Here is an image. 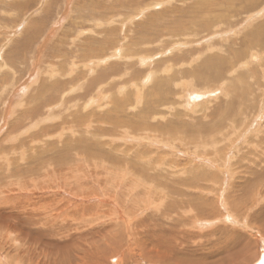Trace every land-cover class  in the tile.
<instances>
[{
    "label": "bare ground",
    "instance_id": "6f19581e",
    "mask_svg": "<svg viewBox=\"0 0 264 264\" xmlns=\"http://www.w3.org/2000/svg\"><path fill=\"white\" fill-rule=\"evenodd\" d=\"M138 1L139 0H134L132 2L131 0L123 1V4H126L127 8L129 6L133 8L137 6L136 4H138L137 3ZM142 1L145 2L147 0H142ZM157 1L158 0H151L150 3L152 4L149 5V7L146 6L147 9L156 6L158 4ZM182 1L186 3L193 1L191 3L193 5L187 7L181 6L180 8L175 7L174 13L167 14L166 17H170L169 20L174 29L173 31L166 32L161 36L171 39V38H176L179 35H192V33H190L189 30L182 31V28L180 26L195 20H197L196 24L198 26L197 27L198 29L197 31L194 32L197 33V35L200 34V36L202 32L210 31L209 28L215 24H219L220 26H225V28L227 25L237 24L238 22L236 21L233 23L230 22L235 19L233 14L228 13V10H230L233 7L235 9L237 8L241 9L240 12L242 13V17L243 14L247 15L245 24L244 22H242L244 20L240 21L241 23H243L242 27L244 28V31H242V35L244 39L242 40V38H236L234 40H231L229 38L230 45L228 44L229 42L228 43L226 42V40H222L221 42L218 41L215 42L214 44L208 45L206 48L201 50H192L189 53L182 51L181 54L163 59L160 56L161 54H164L166 51L161 52L160 50L162 48H157L150 52H147L148 50H144L140 48L139 51L136 50L131 55H124V56H133L135 54L136 56L134 59L138 61L137 63H121L125 66L126 69L128 66H132L134 64L135 65L144 64L148 67V70L145 68V71H147L146 76L143 78L144 75L141 76V74H139L138 71H136V69L134 70L135 72H132L131 71L132 67L130 69L128 68V73L132 75L131 77H128L130 79L126 80V78H124L125 81H122L121 83L120 82L115 83L117 84L114 87L116 91H114L113 93L105 92L109 94L106 95L108 97L107 101L102 102V100H100V103L99 101H97L98 102L97 108L99 110L102 109L104 112L103 108L109 107L107 109V112L92 113L90 112V100H89L90 98L86 100L88 94L85 96L81 94L78 95L77 93L72 94V92H77L78 91L77 89H80L82 93L83 88L84 89L86 88L88 90L90 88L89 86L95 83V81L102 79L104 80L103 82H105L106 78H109L110 76H117V78H120L121 76L123 77L124 75L121 72L125 70V68H123L117 71L115 68L114 70L111 69L112 72L110 74L106 71L103 72V74L97 75L98 71H96V68L100 67L99 66L100 64L102 63L104 64V62H102L103 60L101 57H103L107 53L106 51L108 50L115 51V47H118L115 53L116 57L125 58L124 56L122 57L121 55L118 54V51L122 49V45L121 44L115 45V41L112 36V34L116 36L115 31L105 30V33L103 31L104 35L99 37L101 38L100 40L96 39V41L93 42L90 39V41L93 43H90V45L85 46L84 51L86 53L83 52L84 53L83 55H87V56L82 61V65L88 66L90 65V62H92V66L94 67L92 73L95 74L94 71H96V77L92 80H89L87 85L85 84L84 79L81 82L79 81L80 83L77 82L75 85V78L77 77L70 76L72 70H74V67H76L75 63H77L74 62L76 60L73 61L74 58L72 57L73 59L70 61L68 60L69 62L68 64L66 63L65 68H60V66L58 65L59 67L58 69H53V70L46 69L45 73L43 74L47 78L45 77V79H43L44 82L42 80L41 82L42 84L40 86L37 84V86L39 87L38 88L35 87L37 89V91H35L36 93L30 94L26 98L23 97L18 104L16 103V106L20 107V111H18L17 113L19 116L17 118H19V120L20 119L26 120V122L29 121L28 125L36 124L37 126L38 125L40 126L41 122L42 123L46 122L43 121V117L51 121V119H49L47 116L48 111L45 113L44 111H42V113L38 112L41 111L39 109L42 102L45 105V109L49 110V112L52 110L51 108L53 106L55 107L60 106V109L55 110V112L53 113L55 114V116L52 117V119L53 118L60 119L59 121H57V128L59 127L61 130L59 131L54 130L55 131L54 133L52 132L49 133L45 131L49 127L46 126L47 127L46 128L41 126L39 128L40 132L34 131L37 134L29 135L31 136V139H29L28 142H32L30 148H28L26 145L24 147L23 145L24 141L27 140V138L25 137L24 139H19V141L17 142L18 144L17 146H15V144L12 146H10V144H7L5 146H2L0 144V173H1L0 174V249L4 250L3 252L4 255L0 256V261L1 259H5L8 260L11 264H21L19 263L21 261L17 258H21L23 260L24 258L21 257L17 245H19L20 242L25 243L26 242L25 238L27 237L40 238L39 235L40 232H37L36 228L33 229L30 228V225L34 226L39 224V222L41 221L40 219L41 213H39L38 211L41 209L40 205H44V204L43 203L40 205L37 203L27 204V202H25L26 201L25 199H22L21 197L18 196L25 194V196L28 198L30 197L32 192H35L37 190L38 187L39 188L43 187V189H46V191H51L52 190L51 186L54 188V186L52 185L54 183L50 181H49L50 184L49 182L46 183L48 178L46 176L43 177L45 170L48 172L49 174L48 176H55V177L58 176V180L57 179L56 180L59 181L57 182L59 186L57 185V188L64 189L62 191V194L63 195L65 194L67 199H71L72 202H76L77 208L76 209L74 208V210H66L68 206L65 207V205L68 203H66L65 205L63 203L57 204L59 200H57L56 198H58L59 196L51 199H47L48 198L47 197L46 200L43 201V202H48V205L45 206H49L50 204V206H52L53 208L55 209L58 208L60 215L66 212V216L75 219V221L78 222L77 227H82V228L81 230H77L78 232H76V235L74 234L69 238H65L63 241H61V243L59 242L58 247H56L59 248L58 249L59 251H57V253L54 251L55 249L52 248L55 254H53L54 252L53 253L51 252L50 254L44 253L41 256H37V255L33 256V258H30L29 264H90L91 251L97 252L98 255L100 251L106 252V251H111V249L112 252L116 253V255L115 253H113L114 256L112 257L113 260L111 264H117L116 258L119 255L120 256L122 255V258H124V256L133 258V256L136 254L139 255L140 257L142 256V258L144 257L149 261L153 260L150 261L152 263H147V264H158V263L160 264H237V262L240 259H242L243 256L246 254L244 248L240 247V244L237 241L238 236L234 235L232 232H226V233L221 232L220 230L222 229L220 228H219L220 230L216 229L201 236V238L204 237L203 241L207 243V245H205L206 246L205 248L204 246L200 245L201 243L204 244L203 241L198 243L196 242L195 244L196 247L194 248L191 243L190 244L187 243L186 241L182 240V238L180 242H178L177 244H174L176 243L174 238L171 237L168 238L169 235L168 233L171 232V231L169 232L171 228L166 227L167 225L165 226L163 222L166 220L167 221L173 220L171 219L172 218L171 213L180 208H182L183 210L186 209L187 211L191 212L193 210V207H195L198 208L197 212L195 213L196 216L198 217L203 216L202 213L209 214L210 213L209 210L204 209V206H206L205 203L206 200L202 199L199 196L200 192H204L205 194L210 192L209 194H211L214 191L218 190L213 186L221 187L222 182H219V180L215 181L216 176L212 175L211 172L210 173L207 172L206 170H208V168L197 164H192L193 165L192 168H194L193 172H195V169L201 170L200 172L198 171L195 178L175 180L179 172L182 171V173L184 174L187 173V169L185 167L187 166L188 163L187 161L180 163L179 161H177L176 156L170 159L169 157L170 155L167 153V151H170L174 154H178V152L181 153L182 149L178 150L177 147L194 146L191 148L192 151L197 153L198 157H201L200 155L203 154L202 152L206 151L207 149L213 151L216 150L220 158L219 163H216V161L214 160H211V162L214 161L213 163L216 164L214 169L216 168L219 171L224 172L223 168H225L226 165L225 163L227 162L226 160L228 159L229 147H231V145L233 144L232 143L233 140L236 137H239L241 135L240 133L244 132L246 129L253 127L255 120L257 119V118L255 119V115L257 114V110L255 106L253 107V110L251 109L250 112H245L241 107L237 111L234 108L235 107L234 104L236 102V101L234 102L235 100L234 96H236L237 94L233 95L232 93L240 92V90L243 89V88H239V86L243 84L241 83V81L244 82L246 85L250 86L249 88H252L253 84H259L260 74L262 75L264 74V60H262L259 65H257L256 75L253 74V72H251V68H250L251 64H258L255 62L253 63V61H251V60L256 61V59L258 60L257 54L260 56L261 59L264 58L263 57L264 56V20H263L264 18H261L260 19L261 21L255 24V21H257V19L262 17V15L264 14V0H262L260 4V9H257L259 7L258 6L255 10L252 9L251 5L246 4L244 0H222V1L221 0H182ZM41 3L43 2L41 1ZM50 4L52 3L50 2ZM209 7L211 9H209ZM9 8L11 7L9 6ZM143 11L144 9L140 10V12L145 13ZM251 11L252 13H250ZM46 12H49V10ZM205 12H207L206 15ZM143 16L144 14L141 15V17ZM151 16L149 17L146 16L147 18L146 20H144V22L146 23L144 26L142 24L143 29H146L148 26L150 27L152 25L153 21H150ZM239 18H241V16H239ZM40 20L39 22H41ZM36 26L38 27V25ZM242 27L240 29H242ZM81 28L77 29L78 32L75 33L77 37H79V35L83 34L84 32L81 30ZM143 29L141 30L143 31ZM237 29L238 30H236L235 32L231 30L230 31L234 32L236 36L237 34L241 33L240 29L239 28ZM30 31L33 32L32 30ZM231 32L228 31L226 33H231ZM88 37L90 36L84 35L83 41L85 39H88ZM74 39L75 36H72V40L70 38V40L73 42ZM76 40L78 39H75V41ZM154 40L156 39H151L148 42H152ZM25 42L26 41L22 40L18 43L19 45L23 43V45H21V49L22 46L24 48V45H26ZM96 43H98L99 46L103 45L105 47L104 50L105 53H102L101 55L99 54L97 56L96 54L92 55V53H90V50L93 51L94 53L97 50V49L94 50L96 48L95 45ZM254 49H256L257 52H254L253 51ZM28 50L29 49H27V51ZM52 51L55 50L52 49ZM28 52H26L27 55ZM157 52H161V53L157 55ZM203 52L208 55L202 60ZM12 53L13 55L21 56L19 54L20 52L17 51L16 49ZM9 55L7 57H9ZM61 55L63 56V54ZM76 55H79V52L76 53ZM188 56L190 58H188ZM22 57L23 56H21V58ZM81 57L84 58L85 56L84 57L81 56ZM116 57L113 54H111V58H116ZM242 59L244 60L243 66L248 69L247 72L245 73L246 76L243 75V77L240 76L243 72L239 71V64H238L239 61ZM4 60L5 59L1 61ZM25 60L28 61L27 59ZM7 61L5 60V62ZM1 64L0 67H3L4 65ZM105 65L106 64L102 66ZM11 66L12 65L8 62L6 64V69L14 73V70L11 69L13 67ZM78 66L80 67V65ZM187 67L189 68L193 67V70H186ZM209 68H214L213 69V71L215 72L214 75ZM168 69H171V72ZM100 70L101 69H99V73ZM10 71H6L5 74L7 72L10 73ZM89 73H90V68H88L87 74L89 75ZM124 74L126 75L127 71H124ZM5 76L7 77L8 75ZM203 77L206 78V80L212 79V80H218V82L221 81L220 83L225 82V84L220 87L221 92H219L216 89L213 92L211 91V93L203 94L201 88L204 87L198 86V84L200 83L199 79ZM117 78L115 79L117 80ZM110 80L109 82L111 83L112 81ZM14 81L15 79L13 80V83ZM17 81L18 80H16V82ZM32 81L33 83L34 81L37 82V80L35 79H33ZM167 81H170V83L173 84L176 88L179 86L182 87L184 86L185 88L186 85H189L191 89H196V90L198 89L201 91V93H199L201 98H199V95H194V93L192 92H186L188 90L185 89L180 91V94L177 95L179 100H181L182 96L186 98V103L184 102V97L181 100L183 101V105L182 103H179L181 101L178 100L179 101L178 102L176 98L175 101H164L165 96L167 94H165L162 97H159L158 95L154 97L150 96L160 92L164 88ZM11 82L10 85L12 84ZM216 84L212 86L206 85L205 87L214 89L215 87L218 86ZM84 85L86 87H84ZM13 86L16 87L17 85H13ZM26 87H29V85L26 86V84H23L18 87L19 88L18 90L21 89L25 90ZM144 87L146 89H144ZM228 89L231 90L232 93H228ZM5 91L7 93V90ZM2 93L5 94V92ZM69 93L72 95L67 96V94ZM1 96H3V94ZM99 96L100 94L98 95V98ZM103 97L100 96V98ZM188 98H191L192 100H195L194 98H196V100L197 99L199 100L196 102H191L189 101ZM56 99H59V103H56ZM218 99L220 101L219 104L217 103L213 105L211 104L213 101H216ZM2 105L3 103H1V106ZM194 105H199V109L197 111H194V107H192ZM1 106H0V130L4 127L3 124L4 118L7 119V117L9 116V115L7 116L9 110L7 108H3V106L1 108ZM177 106L178 107L184 106V108L186 107L185 109L187 111L190 110L189 114L185 112L186 110L183 113L176 111ZM21 108L23 109L21 110ZM1 110H3L4 112L3 111L1 112ZM130 110L134 111V114H130L129 113ZM195 112L200 113L198 116V118L199 117L200 118L198 119L196 125L190 124L194 127V129L191 131H197L196 135H200V136L196 139H192L194 140V142L192 143L190 142V140H188V138L183 136V134L186 133L183 127L187 124H181L179 127H175L173 126V123L171 122L170 118H172L173 116L181 120L182 122L184 121L182 119L183 117L190 118L191 114H194ZM240 113H242V115ZM236 114H240V115L235 116ZM204 119L206 120L209 119V122L212 123L204 122ZM54 120L55 119H53L52 121ZM53 124L56 125L55 123ZM89 128H92V130H90ZM13 129L14 128H12L11 131L6 132V137L3 138L4 141L6 140L7 142V140L18 138V136H16L17 133H15ZM63 130L70 133V137L73 139V141H71V138H68L66 136L67 139L61 143L63 144L62 148L57 149V151H59L61 154V155L60 154L56 155L58 159L53 156H49V158L51 159V163H46L45 161H43V158H40L39 156L34 157L30 155V152L33 151L32 147L36 142L40 143L44 141L43 143H41L42 146L44 145L49 146L51 143L53 144L58 143L63 135V134L60 135L61 131ZM12 131L14 132L13 134L11 133ZM67 132L66 135H68ZM135 132H137L138 134L133 135L132 133ZM87 133H89L90 135L89 134L86 135ZM231 133H234L232 137H230ZM262 133L256 138L254 142H252L251 145L249 143L250 146L248 145L249 146L248 150L246 151V153H244L243 158L239 157V161L236 163L237 165H239V162L242 163L245 162L250 164L251 162L255 161L254 164L256 165H254V167L257 168L260 167V165L262 166L264 164V155L262 154L264 153V131ZM207 134H210L209 135L210 137L208 139L204 137ZM59 135L60 138L58 137ZM127 135L128 136L133 135L138 139H135L134 137L130 139L129 137H126ZM52 136H55L56 139L53 141L44 140V138L47 139ZM118 136H123L122 141L124 142L130 140L133 142L136 141L137 144L117 146L118 144H113V143L119 141ZM226 136L230 137L229 139H231L230 141L231 143L230 144L228 143V146H226V148L224 149L219 144V142L224 140ZM96 137L98 138L95 139L94 141H91L92 138H96ZM105 137L106 140H103ZM70 143H74L73 148H71ZM143 145L146 146L147 148L143 149L142 148ZM166 145L169 146L170 150L168 149L167 151H163L162 147ZM35 147L37 148L34 151L38 153L40 145H36ZM103 149L108 151L106 157H103V155H105ZM74 150H76L73 156L74 158L67 159L68 158L67 155L68 156L69 154L71 155ZM14 151L17 152L18 157L17 156L16 157L18 158L19 161L15 159L16 158L15 156H13L14 159H10V157L8 156L11 152L14 153ZM183 152L184 153H181L180 155L185 154V152L187 153L190 152L189 148H186V151L184 150ZM257 152L260 154L257 155ZM212 154L214 156L215 153L212 152ZM253 154H254L253 159L249 158L250 156H253ZM23 155L27 156V158H25L24 160H23ZM54 159H57V161ZM83 162H88V165L85 164L82 165ZM54 163L57 164L56 167H53ZM208 163L214 166L212 163L210 162ZM208 163H206V165H208ZM237 165L235 166L238 168ZM83 166H85V170ZM262 167H263L262 170L259 172H255V174L252 170L250 171L252 172L251 174L253 175L254 179L260 178V181L262 180L261 185L264 182V166ZM231 172H235L234 168L232 167H231ZM244 173L246 174L247 172L244 171ZM13 175L19 176L18 179L15 180L16 182H11L10 184L8 183L7 185L2 184L4 178ZM34 176L36 177L35 179L33 178ZM44 182L46 184L43 186L42 183ZM123 184L124 187H122ZM183 186H185V191L181 188ZM120 189H121V197L118 194ZM148 189L149 191L152 190L153 193L150 203L154 204V206L156 207L157 205L164 204L163 207L165 208H163L164 210L161 211L162 213L159 216H157L156 218L153 216L158 221L152 224V228H150L149 225L146 226L148 227V229H153L152 230L153 232L145 233L143 231L147 235L146 238L148 239V241H145L146 240L145 237H143L144 240H141V238L137 236V235H141V233L142 236L144 234L143 232L139 231V226H141L140 221L134 220V217L135 214H137L136 211L140 212L142 209H144L142 207L146 206L147 204L146 201H148L149 198V194H147L149 192ZM262 190L264 191V188ZM161 191H163L164 193L162 194ZM172 194L178 195L179 198L177 200L173 199ZM11 195H15V197ZM97 196L99 197L101 196L104 201L109 202L108 205L111 204L113 207L105 206L106 208L103 209L101 208V206L98 205H85V203H87L88 201L92 199H96ZM131 197H132L131 203L129 205H126L128 199L131 200ZM197 199L200 202V204L196 203ZM126 206H128V208ZM90 214L95 215L94 218H96L97 221H101V220L103 222L108 221L107 226L109 227L113 226L114 227L113 230L117 229L118 232L119 231L123 232V234L126 236L125 238L128 240L129 243L128 244L127 242L126 244L124 243V245L126 246L123 249L122 247L117 249L114 246L115 245L114 242L113 245H110L109 242H105L106 246L103 247L102 249L95 244L90 246V238L87 237L88 235H90V220L93 219V216H91ZM194 215L193 216L190 215L191 220L190 219L188 220L192 222L193 221L192 219H194L193 218ZM90 216L92 219L90 218ZM180 218H182V220L181 219L180 220L184 224L186 222L185 216L181 215ZM262 218H264V214H262ZM205 223H203V225H206ZM94 224L97 223L94 222ZM198 224H199L198 227H205L200 222ZM115 226H118V228H115ZM170 226L173 227V224L170 223ZM258 229L264 235V223L263 225H261V227L259 226ZM117 230H114L113 232L111 231L112 232L111 235L107 236L106 240L107 241L111 240L116 234ZM42 233L44 232L42 231ZM130 238H132V242L129 241ZM35 245H36L35 247H37L38 243L35 242ZM5 246L7 247L6 249ZM32 246H28V247H32ZM39 247H43V244L40 243ZM11 252H13L12 255H10ZM178 253L185 254L187 256L185 257H183L184 255L179 256ZM14 255L16 257L15 260H17L15 262L13 258ZM186 257H188L189 259L186 260ZM136 261H134V264H139V262ZM103 262L104 260L100 261V264L105 263ZM263 262H264V251L260 255L257 254L252 259L251 264H263ZM5 263L7 262L5 261Z\"/></svg>",
    "mask_w": 264,
    "mask_h": 264
},
{
    "label": "rangeland",
    "instance_id": "374dc122",
    "mask_svg": "<svg viewBox=\"0 0 264 264\" xmlns=\"http://www.w3.org/2000/svg\"><path fill=\"white\" fill-rule=\"evenodd\" d=\"M41 1L43 3H41ZM123 1H130V0H4V1L0 0V9H1L0 10V17H1L0 18V22H1L0 23L1 24L0 25V49H1L0 50V64L2 62H5V60L6 61L9 60L5 63H2L1 65H4V66L0 67V76L3 75L2 77H0V82L3 84L2 85L0 83V98H1L0 106H1V103H3V105H2L3 108H7L9 110V113H10V114L9 113L7 114V116L9 115L8 117L5 116V117H7V119L4 118V120H3L4 127L0 130V144L2 146H5L7 144H10V146L15 144V146H17L18 145L17 142L19 141V139H24V137H25V138H27V140L24 141L23 145H24V147L26 145L28 148H30L32 142H28V140L31 139V136H29V135L37 134L34 131L40 132L39 128L41 126L49 127V128L46 127L47 128V129L45 128L46 130L44 129L46 132H49V133H51V132L54 133L55 131L61 130L59 127L57 128V121H59L60 119L53 118L55 120L52 121L53 120L52 117L55 116V114H53V113L55 112V110H59L60 106H58V107L53 106L51 108L52 110L49 112V110L45 109V105L42 102L40 109H39L41 111H38V112L42 113V111H44V113H45L48 111L47 116L49 119H51V121H49L48 119H45V117H43V121H46V122H43V123L41 122L40 126L39 125L37 126L36 124L28 125L29 121L26 122V120H22V119L19 120V118H17L19 116L17 113H18V111H20V107L16 106V103L18 104L20 102V100H22L23 97L26 98V97H28V95L36 93L35 92V91H37L36 88H38L42 84L41 83L42 80L45 79V77H46L43 74V73H45L46 69L47 70L48 69H51V70L58 69L59 68L58 65L60 66V68H65L66 63L68 64V62L74 58L73 61L76 60L74 62H77V63H75L76 67H74V70H76V71L72 70L70 76L71 77H74V76L77 77V78H75V85L77 82L80 83L83 79H84L85 84L87 85L89 80H92L96 77V71H98L97 75L103 74V72H106V71L110 74L112 72L111 69L114 70L116 68V70L118 71L119 69L125 68V66L121 63H137L138 61L136 59H134L136 56L135 54L133 56H124V55H131L136 50L139 51L140 48H142L144 50H148L147 52H150V51L155 50L157 48H162L160 50L161 52L166 51L164 54H161V56H160L163 59V58H169V57H173L175 55L181 54L182 51L189 53L192 50H201V49L206 48L208 45L214 44L215 42H218V41L221 42L222 40H226V42L228 43L229 38L231 40H234L236 38H242V40L244 39V37L242 35V31H244V28L242 27L243 23H241L240 21L244 20L242 22H244V24H245L247 15L243 14V17H242V13L240 12L241 11L240 8L235 9L232 7L230 10H228V13L233 14L235 17V19L230 21V22L233 23L236 21V22H238L237 24L227 25L226 28H225V26H220L219 24H215L209 28L210 31H204V32H202V34L200 36V34L197 35V33L194 32V31H197V29H198L197 28L198 26L196 24L197 20H195V21L188 22V23L180 26L182 28V31L183 30H189L190 33H192V35H179L176 38L170 39V38L161 36L162 34H164L166 32L173 31V29H174L172 27L170 20H169L170 17H166V15L170 14V13L171 14L174 13L175 7L180 8L181 6L187 7V6L193 5V4H191L193 1L186 3L182 0H158L157 1L158 4L156 6H153L152 8H148V9L146 6L149 7V5L152 4V3H150L151 0H147L145 2L142 0H139L137 2L138 4H136L137 6H135L133 8H131L130 6L127 8L126 4H123ZM132 1H134V0H131V2ZM244 1L246 4L251 5L252 9H254V10L258 6L259 7L257 9H260V4L262 2V0H244ZM46 2H47V4H46ZM50 2L52 4H50ZM9 6L11 8H9ZM20 8L21 9L24 8V9H22L23 11ZM5 9H6V11H5ZM142 9H144L143 12H145V13L140 12V10H142ZM209 9H211V8L209 7ZM48 10H49V12H46ZM206 13L207 12H205V15H206ZM209 13H211V12H209ZM250 13H252V11ZM143 14H144V16L141 17V15H143ZM146 16L147 17L151 16L150 21H153V23L150 27L148 26L146 29H143V26L146 23V22H144V20H146V18H147ZM239 16H241V18H239ZM17 17H19V18H17ZM261 18H264V14L262 15V17L258 18L257 21H255V24L260 22ZM39 20L41 22H39ZM45 20H46V22H45ZM40 23H42V24H40ZM142 24H143V26H142ZM36 25H38V27ZM40 25H41V27H40ZM229 26H230V28H229ZM31 27H32V29H31ZM241 27H242V29H240ZM80 28L84 32H83V34H80L79 37H77L75 33L78 32L77 29H80ZM140 28L143 29L144 33ZM237 28H239L241 31V33L236 35V36L239 35L238 37H236L234 34V32L236 30H238ZM29 29L32 30L33 32H31ZM234 29H235V31H234ZM105 30L115 31L116 36L112 34L114 41H115V45H118V44L122 45V49H120L118 51V54L121 55L122 57L124 56L125 58H117L116 57L115 53H116V49H118V47H115V51H110V50L106 51L107 53L103 57H101L103 60L102 62H104V64H106V65L102 66L104 64L102 62H100L102 64L99 65L100 67L96 68V71H94L95 72V74H94V73H92L93 69H94V67L92 66V62H90V65H88V66L82 65V61L87 56V55H83L84 54L83 52H85L84 51L85 46L90 45V43L95 42L96 39L100 40L101 38H99V37L104 35ZM224 30H226V31H224ZM230 30L234 31V32H231ZM103 31H104V33H103ZM228 31L231 33H226ZM28 34H30V35H28ZM84 35H87L90 37H88V39H85L83 41ZM22 36H24V37H22ZM25 36L26 37L28 36V37L26 38ZM72 36H75V39H78V40L75 41V39H74V42L71 41ZM70 38H71V40H70ZM90 39L93 42H91ZM151 39H156V40H154L152 42H148ZM22 40L26 41L25 43L27 46L24 45V48L22 46V49H21V45H23L24 42L21 43V45H19L18 43ZM81 41H83V42H81ZM87 41H89V42H87ZM142 41H144V42H142ZM31 42H33V43H31ZM16 43H17V45H16ZM29 43H30V46H29ZM74 43L76 46L74 45ZM228 44L230 45V42ZM95 45H96V48L94 50H96V49L97 50L95 51V53L90 50V53H92V55L96 54V56H97L99 54L101 55L102 53H105L104 52L105 47L103 45L99 46L98 43H96ZM17 46H18V48H17ZM59 46H62L63 48L59 47ZM74 46L77 48H75ZM28 47H31V48H28ZM99 47H100V49H99ZM14 48L20 52L19 54L21 56H23L22 58L19 55H13L12 52L15 50ZM26 48L33 51V52H31L29 50H28L29 51L28 52ZM52 49L55 51H52ZM253 51L257 52L256 49H254ZM261 51H263V50H261ZM26 52H28V55ZM69 52H71V53H69ZM78 52H79V55H76V53H78ZM98 52H100V53H98ZM161 52H157V55H159ZM9 53H10V55H9ZM61 54H63V56ZM67 54H70L71 58H70V55H67ZM111 54H113L116 58H111ZM8 55H9V57H7ZM64 55H66V56H64ZM207 55L208 54H205L203 52L202 60ZM81 56H83V57L85 56V57L82 58ZM80 57H81V59H80ZM106 57H108V58H106ZM257 57H258V60L256 59V61H254V60H251V61H253V63L255 62L258 64H251V66H250L251 72H253V74H255V75L257 74V65H259L260 62L262 60H264V58L261 59L258 54H257ZM67 58H69V59H67ZM188 58H190V57L188 56ZM3 59H5V60L1 61ZM25 59H27L28 61H26ZM250 59H249V61H250ZM61 60H62V63H61ZM80 61H81V64H80ZM8 62L12 65L11 67H13V68H11V69L14 70V73L11 72L10 70L6 69V64ZM180 62H182V61H180ZM107 63H109L110 65ZM111 63H112V65H111ZM77 64L80 65V67ZM198 64H196V65H198ZM238 64H239V71L243 72L240 76L241 77H243V75L246 76L245 73L247 72L248 69L243 66L244 60L243 59L240 60ZM36 65H38V66H36ZM53 65L54 66L56 65V66L54 67ZM111 66H113V67H111ZM119 66H121V67H119ZM131 67H132V69H131L132 72H135L134 70L136 69V71H138V73L141 74V76L144 75L143 78L146 76L147 71H145V68L148 70V67L144 64L143 65L142 64H136V65L134 64L132 66H128L127 69L125 68L124 71H127L126 75L124 74V71L121 72L124 75L123 77L122 76L120 77L121 79L117 78V76H110L109 78L111 80L109 78H106L105 82H103L104 80H102V79L97 80V81H95V83H93L91 86H89L90 88L88 90L86 88L85 89L83 88V90H82V88H81L82 93H81L80 89H77L78 91L75 90L77 92H72V94L77 93L78 95L81 94V95H85V96L88 94L86 100H88V98H90L89 99L90 100V112H92V113H106L107 109L109 107L103 108L104 109V112H103L102 109L99 110L97 108V105H98L97 101H99V103H100V100H102V102L107 101L108 97L106 95H109L107 93H110V92L113 93L114 91H116L114 87L117 84H115V83H118V82L121 83L122 81H125L124 78H126V80L130 79L128 77H131L132 75H130L128 73V68L130 69ZM42 68L45 70H43ZM88 68H90L89 75L87 74ZM99 69H101L100 73H99ZM176 69H178V68H176ZM209 69L211 70V72L214 75L215 74V72L213 71L214 68H209ZM102 70H105V71H102ZM168 70H170V72H171V69H168ZM186 70H193V67L192 68L187 67ZM6 71H10V73L7 72L5 74ZM5 75H8V76L6 77ZM263 76H264V74L263 75L260 74L259 84H253L252 88H249L250 86L246 85L244 82L241 81V83H243V84L240 85L239 88H243V89L240 90V92H233L232 93V91L228 89V93H232L233 95L237 94L236 96H234L235 97L234 102L236 101L234 104L235 105L234 108L238 111L239 108L241 107L245 112H250L251 109L253 110V107L255 106V108L257 110V114L255 115V119L256 118L257 119L255 120L253 127L246 129L244 132L240 133L241 135L239 137H236L233 140V142H232L233 144L231 145V147H229L228 159L226 160L227 162L225 163L226 164L225 168H223L224 172H221L216 168L214 169L216 164L213 162L216 161V163H219V160H220L216 150L213 151V150L207 149L206 151L202 152L203 154L200 155L202 157L201 158V157H198L197 153L192 151L191 148L194 146L177 147L178 150L182 149L181 153H184L183 151L184 150L186 151V148H189L190 152H188V153L185 152V154H182V155H180L181 154L180 152H178V154H174L170 151H167L168 149L170 150L168 145L162 147V150L167 151V153L170 155L169 156L170 159H172V157L176 156L177 161H179L180 163L185 162V161H187V163H188L187 166L185 167L187 169V173L184 174V173H182V171L179 172V174L176 176L175 180L195 178L198 171L199 172L201 171L200 169H198V170L195 169V172H193L194 168H192L193 167L192 164H197V165L205 166L206 168H208V170H206V171L209 173L211 172L212 175L216 176L215 181L219 180V182H222L221 187L213 186L214 188H217L218 190L214 191L211 194H209L210 192L207 194H205L204 192H200L199 196L202 199L206 200L205 201L206 206H204V209L209 210V212H210L209 214L202 213L203 216L198 217L195 214L197 212L198 208L193 207V210L192 211L190 210L191 212L187 211L186 209L183 210L182 208H180V209H177L171 213V217H172L171 219H173V220H170V221L166 220L163 222V224L165 226L167 225L166 227L171 228L169 230V232L170 231L171 232L168 233L169 234L168 238L169 237L174 238V240L176 241V243H174V244H177L178 242H180V240L182 238V240L186 241L189 244L191 243L193 245V247L195 248L196 242L198 243V242L203 241L204 237L201 238V236H203V234L214 231L216 229L218 230L220 228V229H222V230L219 229L221 232H225V233L226 232H232L234 235H237L238 236L237 241L240 244V247L244 248V250L246 252V254L243 256V258L240 259L237 262V264H246V263L251 264L252 259L257 254L260 255L264 251V235L258 229V227L259 226L261 227V225H263V223H264V218H262V214H264V191L262 190L264 188V182L261 185L262 180L260 181V178L254 179L253 175L251 174L252 172H250L252 170L255 174V172L261 171L263 168L262 166H264V164L262 166L260 165V167H257V168L254 167V165H256V164H254L255 161L251 162L250 164L245 163V162H243V163L239 162V165L236 164L239 161V157L243 158L244 153H246V151L248 150V148L252 144V142H254L256 140V138L259 135H261V133L264 131V77ZM9 77H11V78H9ZM12 77H13V80L15 79L14 83H13ZM39 77H40V79H39ZM241 77H238V78H241ZM85 78H88V79H85ZM115 78H117V80ZM33 79L37 80V82L34 81V83H33V81H32ZM5 80H7V81H5ZM11 80H12V82H11ZM16 80H18V81L16 82ZM109 80L112 82L110 83ZM114 80H116V81H114ZM38 81L40 84L38 83ZM10 82L12 83L11 84L12 86L10 85ZM43 82H44V80H43ZM199 82L200 83L198 84V86L204 87V88H201L202 89L201 91L203 94L204 93H211V91L213 92L216 89L219 92H221L220 87L225 84V82L220 83L221 81L218 82V80H212V79L206 80V78H204V77L199 79ZM23 84H26V86L29 85V87H26L25 90H23V89L18 90L19 89L18 87L23 85ZM37 84L39 86H37ZM112 84H114V85H112ZM215 84L218 86L215 87L214 89L205 87L206 85L212 86ZM13 85H17V86L14 87ZM8 86H9V88H8ZM104 86H105V89H107V88L108 89L105 90ZM84 87H86V86L84 85ZM179 87L176 88L173 84L170 83V81H167L164 88L160 92H158L157 94H154V95H150V96L154 97V96L158 95L159 97H162L165 94H167L165 96L164 101H175L176 99L178 101L179 99H178L177 95L180 94V91H182L184 89L188 90L186 92L194 93V95H199V93H201V91L198 89L197 90L191 89V87L189 85H186L185 88H184V86L183 87L179 86ZM99 88H101V89H99ZM96 89H97V91H96ZM144 89H146V88L144 87ZM252 89H254V90H252ZM1 90H3V91H1ZM5 90H7V93ZM2 92H5L6 95ZM24 92H26V93H24ZM105 92H107V93H105ZM252 93H254V94H252ZM2 94H3V96H1ZM72 94L69 93V94H67V96H70ZM99 94H100V96H102V97L104 96V97L100 98V96H99V98H98ZM90 95H91V97H90ZM95 96H96L97 100L95 99ZM183 97L184 96H182V98ZM182 98H181V100H182ZM199 98H201L200 95H199ZM188 99L191 102H196L199 100V99L196 100V98H194L195 100H192L191 98H188ZM86 100H84V101H86ZM181 100H179V101H181ZM184 102L186 103L185 97H184ZM219 102L220 101L218 99L216 101H213L211 104L212 105L215 103L219 104ZM56 103H59V99H56ZM179 103H182V105H183V101H181ZM2 106H1V108H2ZM189 107H191V106H189ZM192 107H194V111H197L199 109V105H194ZM23 108H21V110ZM185 108H184V106H179V107L177 106L176 111L183 113L186 110ZM2 111L3 110H1V112ZM5 112H6V110H5ZM185 112H187V114H189L190 110H188V111L186 110ZM129 113L134 114V111L130 110ZM51 114H53V115H51ZM199 114L200 113L195 112L194 114H191L190 118L183 117L182 119L184 121H182V122H181V120H179L173 116H172V118H170L171 122L173 123V126H175V127H179L181 124H187L183 127V129L186 132L185 134H183V136L188 138V140H190V142H192V143L194 142V140H192V139H196L200 136V135H196L197 131H191L194 129V127L192 125H196L198 119L200 118V117L198 118ZM240 114L242 115V113H240ZM240 114H236L235 116H239ZM240 119H242V118H240ZM17 120H19V121H17ZM24 122H25V124H24ZM204 122H209V119H207V120L204 119ZM44 123H46V124H44ZM53 123H55L56 125H54ZM209 123H212V122H209ZM190 124H192V125H190ZM24 126H26V127H24ZM54 126H55V128H54ZM35 127H38V128H35ZM12 128H14L13 130L15 133H17L16 136H18V138L12 139V140L11 139L7 140V142H6V140L4 141L3 138L6 137V132L11 131ZM21 128H23V129H21ZM89 129L92 130V128H89ZM64 131L65 130L61 131L60 135H62V134L63 135L61 137V140H59V142L56 144L51 143L49 146H46V145L42 146L41 143H43L44 141H42L40 143L36 142L34 144V146L32 147L33 151L30 152V155H32L34 157L39 156L40 158H43V161H45L46 163H51V159L49 158V156H53V157L57 158L56 155L60 154V152L57 151V149H60L63 146V144H61V143L67 139L66 136L68 138H71L70 133L67 131H65V133H64ZM14 132L12 131L11 133L13 134ZM66 132L68 133V135H66ZM88 134L89 133H87L86 135H88ZM132 134L136 135L138 133L135 132ZM212 134H215V133H212ZM60 135L58 136L59 138H60ZM133 135L132 136L127 135L126 137H129L130 139H132V137H134ZM207 135L204 136V137H206V139H208L210 137L209 136L210 134H207ZM233 135H234V133H231L230 137H232ZM235 136H236V133H235ZM87 137H90V136H87ZM101 137H103V136H101ZM230 137L226 136V138L224 140L219 142V144L224 149L226 148V146H228V143L229 144L231 143L230 142L231 139H229ZM97 138L98 137L92 138L91 141H94ZM134 138L138 139L137 137H134ZM55 139H56L55 136L49 137L47 139L44 138L45 141H53ZM118 139H119V141L116 143L114 142L113 144H118L117 146L137 144L136 141H134V142L130 141V140L125 141V142L122 141L123 136H118ZM103 140H106V137ZM71 141H73L72 138H71ZM225 143H226V145H225ZM249 143H250V145H249ZM70 144H71V148H73L74 143H70ZM36 145H40L38 153L36 151H34L37 148V147H35ZM144 145L142 148L143 149L147 148ZM238 149H239V151H238ZM103 150H104V154H105V155H103V157H106V155L108 154V151L105 149H103ZM75 152H76V150H74L71 155L69 154V156L66 154L68 157L67 159H73ZM212 152L215 153L214 156H213ZM258 154H260V153L257 152V155ZM262 154L264 155V153H262ZM8 156L10 157V159H14L13 156L18 157V154H17V152L14 151V153L11 152ZM195 156H196V158H195ZM17 157L15 159L17 161H19ZM253 157H254V154H253V156H250L249 158L253 159ZM25 158H27V156L23 155V160ZM57 159H54V160L57 161ZM211 160H214V161L211 162ZM208 162L212 163L214 166H212ZM206 163H208V165H206ZM21 164H23V163H21ZM83 164L88 165V162H83L82 165ZM234 164L237 165L238 168ZM23 165H25V164H23ZM56 166H57V164L54 163L53 167H56ZM83 167L85 170V166H83ZM231 167L234 168L235 172H231ZM86 168H89V167H86ZM244 171H246L247 173L245 174ZM48 175H49L48 172L45 170L43 177L46 176L48 178L46 183H48L49 181L54 183V184L51 183L54 186V188L51 186V189H52V190L50 189L51 191H46V189H43V187L42 188L38 187L37 190L35 192H32L30 197H28V198L25 196V194L18 196V197H21L22 199H25L26 200L25 202H27V204H32V203H37L39 205L42 203L44 204V205H40L41 209L40 210L38 209L39 211L37 210L39 213H41L40 219H41V221L42 220L43 221L42 222L40 221V222L43 225L40 222H39V224L34 225V226L30 225V228H32V229L36 228L37 232H40V234H39L40 238H37V237H34V238L30 237L29 238L26 236L27 237V238H25L26 242L25 243L20 242L19 245H17L19 248L18 251L21 254V257L24 258V260L21 258H17L21 261V262H19L21 264L22 263L23 264H25V263L29 264L30 258H33V256H36V255L41 256L44 253L50 254L51 252L53 253L54 251L57 253V251H59L58 250L59 248H56V247H58L59 242L61 243V241H63L65 238H69L70 236H72L74 234L76 235V232H78L77 230H81V228H82V227H77L78 222L75 221V219H73V218L67 217L66 212L62 213L60 215L58 208L55 209L52 206H50V204H49V206H45V205H48V202H43V201H45L47 197H48L47 199H51V198H56L57 196H59L58 198H56L57 200H59L57 204L63 203L65 205L66 203H68L65 205V207H67V206L69 207V208L67 207L68 209L66 208V210H74V208L75 209L77 208L76 202H72L71 199H67L65 194L64 195L62 194V191L64 189H62V188L58 189L57 188V185H58L57 182H59V181H57L58 176L55 177V176H48ZM50 175H52V174H50ZM192 175H194V176H192ZM35 176L33 177L34 179L36 178ZM18 177H19L18 175H13V176L4 178L2 184L7 185L8 183L10 184L11 182H16L15 180H17ZM51 177L52 178L55 177V178L52 179ZM50 182H49V184H50ZM46 183L45 182L42 183L43 186ZM217 183H216V185H217ZM17 187H18V185H17ZM122 187H124V184ZM122 187H121V189H122ZM181 188L185 191V186H183ZM121 189L118 193L120 197H121ZM148 191H149V189H148ZM161 193L163 194L164 192L161 191ZM147 194H149V198H148V201H146V203H147L146 206L142 207L144 209H142L140 212L136 211L137 214H135V217H134V220L140 221L141 226H139V231L140 232L144 231L145 233L146 232H153L152 231L153 229H148V227H146V226L149 225V227L152 228V224H154L158 221L155 218L157 216H159L162 213L161 211L164 210L163 208H165V207H163L164 204L157 205V207H156V206H154V204L150 203V200H151L152 195H153L152 190H150ZM11 196L15 197V195H11ZM172 196H173V199H175V200H177L179 198V196L176 194H174V195L172 194ZM132 197H131V200L128 199V202L126 203V205H129L131 203ZM60 200H63V201H60ZM104 202L107 204H105ZM108 203L109 202L104 201L101 196L100 197L97 196L96 199H92V200L88 201L87 203H85V205H98L104 209L106 207L112 206L111 204L108 205ZM196 203L200 204L198 199L196 200ZM152 205H153V207H152ZM126 207L128 208V206H126ZM178 214H179V216H178ZM225 214H227V215H225ZM90 215L93 216V219L90 216V218L92 219V220H90V235H88V236L86 235L87 237L90 238V246L95 244V245H98V247H100L102 249L103 247L106 246L105 242H109L110 245H113V242H114V244H115L114 246L117 249H119L120 247H122V249H123L126 246V245H124V243L125 244H126V242H127V244L129 243L128 240L125 238L126 236L123 234V232H121V231L118 232L117 229H114V230H117L114 237L111 240L107 241L106 238H107V236L111 235V233L114 231L113 230L114 227L113 226L112 227L107 226L108 221H105V222H103L102 220L97 221V219L94 218L95 215H93V214H90ZM181 215L182 216L184 215L186 218V222L184 224L181 222V220H182V218H180ZM190 215L191 216L194 215V217H193L194 219H192L193 220L192 222L190 221L191 220ZM149 219H151V220H149ZM188 219H190V220H188ZM229 219H230V221H229ZM93 220L97 224H94ZM199 222L202 223V225H203V223L206 222L205 223L206 225H203L205 227H198ZM170 223L173 224V227L170 226ZM115 228H118V226H115ZM42 231L44 233H42ZM144 232H143V234H144L143 236H142V233H141V235H137V236L140 237L141 240H144L143 237H145V239H146L145 241H148V239L146 238L147 235ZM110 237H112V236H110ZM208 237H210V236H208ZM166 239H167V236H166ZM129 241L132 242V238H130ZM35 242L38 243L37 247H35L36 246ZM40 243L43 244V247H39ZM203 243L204 244L201 243L200 245L204 246V248H205L206 247L205 245H207V243H205L204 241H203ZM22 246H23V248H22ZM28 246H32V247H28ZM54 246H55V248H54ZM44 247H46V248H44ZM147 247H149V246H147ZM6 248L7 247L5 246V249ZM52 248L55 250L53 251ZM20 249H22V250H20ZM40 250H42V251H40ZM3 252H4V250L0 249V256L4 255ZM55 252L53 254H55ZM12 253L13 252H11L10 255H12ZM113 253H115V252H112V249H111V251H106V252L100 251L98 255H97V252L91 251V253H90V264H100V261H102V260H104V262H105V263L103 262L104 264H111V262L113 260L112 257L114 256ZM38 254H40V255H38ZM115 255H116V253H115ZM178 255L179 256L184 255L183 257L187 256V255L181 254V253H178ZM13 258H14V262L17 261V260H15V258H16L15 255L13 256ZM116 259H117V264H121V263L122 264H134V261H136V260H137L136 262H139V264H147V263H152L150 261H153V260L149 261V260L145 259L144 257L142 258V256L140 257L137 254L134 255L133 258H130L128 256H124V258H122V255L121 256L119 255ZM187 259H189V258L186 257V260ZM91 260H92V262H91ZM5 261L7 263H5ZM8 262H9L8 260L1 259L0 264H11L10 262L9 263ZM158 264H160V263H158ZM263 264H264V262H263Z\"/></svg>",
    "mask_w": 264,
    "mask_h": 264
}]
</instances>
